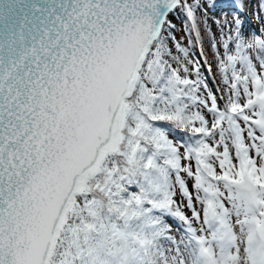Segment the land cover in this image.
<instances>
[{
	"label": "snow or ice",
	"instance_id": "snow-or-ice-1",
	"mask_svg": "<svg viewBox=\"0 0 264 264\" xmlns=\"http://www.w3.org/2000/svg\"><path fill=\"white\" fill-rule=\"evenodd\" d=\"M137 160L202 264H264V0H0V264H75Z\"/></svg>",
	"mask_w": 264,
	"mask_h": 264
},
{
	"label": "clouds",
	"instance_id": "clouds-1",
	"mask_svg": "<svg viewBox=\"0 0 264 264\" xmlns=\"http://www.w3.org/2000/svg\"><path fill=\"white\" fill-rule=\"evenodd\" d=\"M137 173L142 182L136 198L139 203L123 205L91 188L95 202L76 225L79 250L75 264H202L199 247L189 238L182 236L176 242L182 248L163 243L167 226L159 223L152 209L163 203L164 172L155 164L147 168L137 160L131 174Z\"/></svg>",
	"mask_w": 264,
	"mask_h": 264
},
{
	"label": "rangeland",
	"instance_id": "rangeland-1",
	"mask_svg": "<svg viewBox=\"0 0 264 264\" xmlns=\"http://www.w3.org/2000/svg\"><path fill=\"white\" fill-rule=\"evenodd\" d=\"M218 2H220V0H218ZM225 12H228V9H224ZM216 15H220V10L217 9ZM229 15H231V13L229 12ZM250 15V22L248 24V29L249 31H254L259 27V21L255 18V15H252L251 13H249ZM174 23H177V26L179 28H183L182 23H180L179 21H176L174 19L173 21ZM178 38L180 36H184L185 40L184 43H187V39H186V33H184L182 30L181 32H179L178 34ZM206 48H207V44H206ZM195 58L201 59L202 62V58L200 57V53L199 50L197 49L195 51ZM214 67V66H213ZM207 75V73H206ZM165 221L167 222V235L166 237H164L163 239V243L173 247V248H182L183 245L181 244H177L176 242L180 240V238L182 236L189 238V240H191V233L189 232L188 229V225L178 216H176L174 213L169 214V216H167L165 218ZM167 253L165 252V257H166ZM159 264V262H158Z\"/></svg>",
	"mask_w": 264,
	"mask_h": 264
},
{
	"label": "trees",
	"instance_id": "trees-1",
	"mask_svg": "<svg viewBox=\"0 0 264 264\" xmlns=\"http://www.w3.org/2000/svg\"><path fill=\"white\" fill-rule=\"evenodd\" d=\"M132 191H139V188L136 186H133L131 189ZM125 198H127V193H124ZM146 207H151V205H147ZM169 213V210L166 208H153L152 214L154 217H157L159 219V223L166 226L165 216Z\"/></svg>",
	"mask_w": 264,
	"mask_h": 264
}]
</instances>
